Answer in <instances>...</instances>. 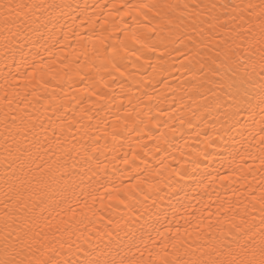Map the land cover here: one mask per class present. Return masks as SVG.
<instances>
[{
	"label": "bare ground",
	"instance_id": "obj_1",
	"mask_svg": "<svg viewBox=\"0 0 264 264\" xmlns=\"http://www.w3.org/2000/svg\"><path fill=\"white\" fill-rule=\"evenodd\" d=\"M44 2L70 3L72 8L64 9L55 27L48 24L47 29H41L43 38L32 35L23 57L19 51L5 53L0 36V116L6 110L3 97L7 94L17 112L38 110L57 123L60 119L75 121L74 132L77 127L87 130L81 142L88 151L77 158L75 169L83 176V183L76 177L79 200L70 196L61 205L63 211L56 209L72 226L75 243L89 236L95 242L107 221L127 214L125 205L142 200L149 185H174L180 180L177 173H188L180 181L188 199L182 192L167 196L163 202L157 200L163 211L161 223L153 227L169 240L157 237L155 231L151 235L156 239L154 254L160 252L162 243H168L170 259L175 255L189 259L183 247L172 249V234L163 220L165 212L173 221L172 231L176 220L183 231L187 226L184 218L191 219L189 214L194 211L192 207L185 210L183 205L189 201L200 210L195 212L197 217L207 218L212 213L214 221L225 218L221 205L231 209L229 216L243 214L255 203L253 196L259 199L264 195V165L255 140L247 131L244 137L233 133L240 142L226 147L214 134L216 113L205 111L212 97L200 87L204 76L196 56L205 51L199 47L200 28L205 30V39L209 34L204 5L240 0ZM222 13L228 14L218 7L212 16ZM87 156L92 159L87 160ZM169 202L175 206V218ZM223 227H228L226 220ZM192 240L195 234L185 243ZM144 257L148 258L147 251Z\"/></svg>",
	"mask_w": 264,
	"mask_h": 264
},
{
	"label": "snow or ice",
	"instance_id": "obj_2",
	"mask_svg": "<svg viewBox=\"0 0 264 264\" xmlns=\"http://www.w3.org/2000/svg\"><path fill=\"white\" fill-rule=\"evenodd\" d=\"M218 7L228 14L212 16ZM71 8L70 3H46L44 0L39 3L0 0V36L5 53L19 51L23 57L31 36L39 34L43 38L41 29H47L48 24L55 27L64 9ZM204 8L208 10L209 34L205 39V30L200 28L199 47L205 51L197 52L196 56L200 57L198 70L204 76L200 87L212 97L205 111L209 115L216 113L212 125L214 134L226 147L240 142L233 133L244 137L247 131L255 140L260 162L264 165V0L210 3ZM49 38L55 40L52 35ZM205 84L211 87L205 88ZM3 99L6 110L0 116V192L3 193L0 199V264H264V195L259 199L253 196L255 203L243 214L229 216L227 213L231 209L221 205L225 218L214 221L212 213L207 218L197 217L195 212L200 210L189 201L183 206L185 210L192 207L194 211L189 214L191 219L184 218L187 226L183 231L179 220L175 221L176 228L172 231L173 221L165 212L163 220L167 221L172 234V249L183 247L189 259L178 255L170 259L168 243H162L160 252L153 253L156 239L151 231L164 241L169 240L159 228L153 227L161 223L163 211L157 200L163 202L167 196L182 192L184 199H188L180 183L188 173H177L180 180L174 185H149L142 200L125 205L127 214L107 221L95 242L89 236L83 238L82 243H75L72 226L56 209L70 196L79 200L76 177L83 183V176L75 169L77 158L88 151L87 145L81 142L87 130L77 127L74 132L75 121L60 119L57 123L39 114L38 110L17 112L7 94ZM180 202L177 199V203ZM168 206L173 208L172 217L175 218V206L170 202ZM215 215L218 217L219 211ZM205 219H208L207 225ZM225 220L227 228L223 227ZM146 228L150 229L147 233ZM193 234L195 240L186 244ZM80 239L81 236H77V240ZM201 240L203 243H197ZM74 243L75 252L72 251ZM136 252L140 253L139 257ZM76 253L80 255L73 258Z\"/></svg>",
	"mask_w": 264,
	"mask_h": 264
}]
</instances>
